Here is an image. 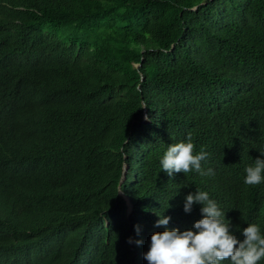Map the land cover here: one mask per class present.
Segmentation results:
<instances>
[{"label":"trees","instance_id":"16d2710c","mask_svg":"<svg viewBox=\"0 0 264 264\" xmlns=\"http://www.w3.org/2000/svg\"><path fill=\"white\" fill-rule=\"evenodd\" d=\"M189 133L214 174L170 178ZM263 156L264 0H0V264H147L195 191L264 235Z\"/></svg>","mask_w":264,"mask_h":264},{"label":"clouds","instance_id":"9594fccd","mask_svg":"<svg viewBox=\"0 0 264 264\" xmlns=\"http://www.w3.org/2000/svg\"><path fill=\"white\" fill-rule=\"evenodd\" d=\"M194 149L191 133L185 142L169 145L160 161L162 170L170 178L176 173L192 171L201 176L213 175L212 169L202 168L208 153L203 149L194 153ZM260 158L245 168L244 183L248 186L264 181V156ZM193 205L201 206L202 219L196 221L191 230L172 229L152 234L149 250L143 256L147 264H260L264 260V235L258 224H249L243 229L241 242L232 234L225 212L207 192L189 193L184 199V212L190 213ZM157 216L155 227L166 228L171 218L163 214ZM127 243L131 244L132 240ZM140 243L136 241L137 245Z\"/></svg>","mask_w":264,"mask_h":264},{"label":"water","instance_id":"95a60500","mask_svg":"<svg viewBox=\"0 0 264 264\" xmlns=\"http://www.w3.org/2000/svg\"><path fill=\"white\" fill-rule=\"evenodd\" d=\"M197 7H194V8H192V10H195ZM137 66H140V64H138V65H136V67ZM142 79V78H141ZM146 120V115L144 116V121ZM125 171H126V167H123V171H122V180L124 179V173H125ZM119 194L121 195V196H123V194H122V192L120 191L119 192ZM124 197V200H125V202H126V205H127V215H129L130 213H131V211H132V204H131V202H130V200L127 198V197H125V196H123Z\"/></svg>","mask_w":264,"mask_h":264}]
</instances>
